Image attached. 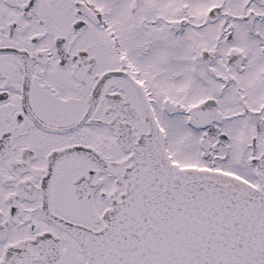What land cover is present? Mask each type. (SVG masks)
Here are the masks:
<instances>
[{"label":"snow or ice","instance_id":"1","mask_svg":"<svg viewBox=\"0 0 264 264\" xmlns=\"http://www.w3.org/2000/svg\"><path fill=\"white\" fill-rule=\"evenodd\" d=\"M0 264H264V0H0Z\"/></svg>","mask_w":264,"mask_h":264}]
</instances>
